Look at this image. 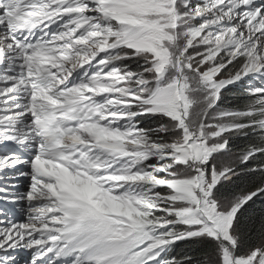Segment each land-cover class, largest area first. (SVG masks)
I'll use <instances>...</instances> for the list:
<instances>
[{
  "label": "snow or ice",
  "instance_id": "1",
  "mask_svg": "<svg viewBox=\"0 0 264 264\" xmlns=\"http://www.w3.org/2000/svg\"><path fill=\"white\" fill-rule=\"evenodd\" d=\"M257 201L264 0H0V264H264Z\"/></svg>",
  "mask_w": 264,
  "mask_h": 264
},
{
  "label": "trees",
  "instance_id": "2",
  "mask_svg": "<svg viewBox=\"0 0 264 264\" xmlns=\"http://www.w3.org/2000/svg\"><path fill=\"white\" fill-rule=\"evenodd\" d=\"M236 95H238V93L232 94L233 97ZM231 99L232 97H230V100ZM262 209H264V202L257 201V203L253 205L254 214H258Z\"/></svg>",
  "mask_w": 264,
  "mask_h": 264
}]
</instances>
